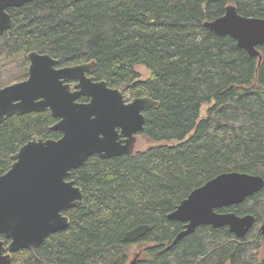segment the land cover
<instances>
[{
	"label": "trees",
	"instance_id": "obj_1",
	"mask_svg": "<svg viewBox=\"0 0 264 264\" xmlns=\"http://www.w3.org/2000/svg\"><path fill=\"white\" fill-rule=\"evenodd\" d=\"M228 5L264 18V0H30L6 9L12 24L0 35V87L26 78V55L36 50L58 66L95 61V79L128 99L158 101L143 111L139 136L150 143L133 154L90 155L73 169L69 178L83 198L63 212L68 226L33 251L11 253L8 264H129L133 243L141 244L134 264H264V185L217 209L254 216L243 237L227 225H198L171 244L184 223L167 218L219 173L264 179V44L257 47L260 58L250 56L232 37L204 26ZM137 65L148 69L145 78ZM55 121L45 109L0 122V174L33 137L59 138ZM141 224L149 226L142 237L123 241Z\"/></svg>",
	"mask_w": 264,
	"mask_h": 264
},
{
	"label": "water",
	"instance_id": "obj_2",
	"mask_svg": "<svg viewBox=\"0 0 264 264\" xmlns=\"http://www.w3.org/2000/svg\"><path fill=\"white\" fill-rule=\"evenodd\" d=\"M30 0H0V35L12 24L9 7ZM216 35H228L250 56H258L264 44V18L244 16L233 5L222 15L204 22ZM27 77L0 87V122L11 115L48 109L58 120L51 126L59 131L57 139L33 137L13 155L10 168L0 174V264H8L11 253L26 248L33 251L46 237L69 224L63 212L82 202L80 186L69 178L93 154L110 158L133 154L138 134L145 123L144 109L157 107L149 96L127 100L118 87L95 79V61L56 67L57 59L48 53L31 50ZM70 80H76L70 83ZM85 96L88 101H78ZM264 179L238 171L222 172L192 189L167 218L184 223L171 244L190 234L198 225H227L243 237L254 223L252 214L237 215L217 211L242 202L260 190ZM264 230V223L261 225ZM149 229L138 225L123 235L134 242ZM139 253L135 256V258ZM135 258L129 264H134Z\"/></svg>",
	"mask_w": 264,
	"mask_h": 264
},
{
	"label": "rangeland",
	"instance_id": "obj_3",
	"mask_svg": "<svg viewBox=\"0 0 264 264\" xmlns=\"http://www.w3.org/2000/svg\"><path fill=\"white\" fill-rule=\"evenodd\" d=\"M136 69L140 73L141 78H145L149 73L148 69L142 65H137ZM125 98L127 100L132 99V98L128 99L127 97H125ZM203 108L205 109L206 106H204ZM149 143L150 142L146 138H144L143 136L142 137L138 136L137 143H136V149L143 148L145 145H147ZM127 252H128V257H129L128 260L130 262L134 258L135 253H137V252L141 253V244L133 243V244L129 245ZM263 256H264V237L261 239V245L259 248V257L261 258Z\"/></svg>",
	"mask_w": 264,
	"mask_h": 264
},
{
	"label": "flooded vegetation",
	"instance_id": "obj_4",
	"mask_svg": "<svg viewBox=\"0 0 264 264\" xmlns=\"http://www.w3.org/2000/svg\"><path fill=\"white\" fill-rule=\"evenodd\" d=\"M26 57H27V56H26ZM27 60H28V59H27ZM28 63H29V61H28ZM56 67H61V66H58V65L56 64ZM91 74L93 75V72H89L87 75H91ZM26 77H27V76H26ZM69 82H70V83H75L76 80H70ZM78 98H79V97H78ZM87 99H88V98H87ZM78 101H79V100H78ZM86 101H88V100H86ZM86 101H81V102H86ZM47 110H48V109H47ZM48 111H49V110H48ZM54 118H55V117H54ZM57 120H58V119L56 118V121H57ZM56 121H55V122H56ZM52 125H53V124H52ZM52 125H51V126H52ZM139 135H140V133L138 134V136H139ZM56 139H57V138H56ZM0 240H3V239H0ZM3 241H4V240H3ZM4 243H5V242H4ZM138 253H139V252L135 253V256H136ZM135 256H134V258H135ZM137 257H138V256H137ZM137 257H136V258H137ZM134 258H133V259H134ZM136 258H135V259H136ZM128 262H129V260H128ZM129 263H130V262H129Z\"/></svg>",
	"mask_w": 264,
	"mask_h": 264
}]
</instances>
